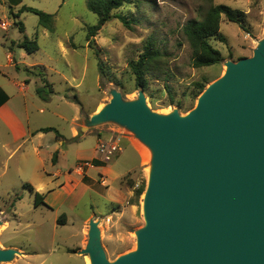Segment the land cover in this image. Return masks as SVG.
I'll return each instance as SVG.
<instances>
[{
	"label": "rangeland",
	"instance_id": "1",
	"mask_svg": "<svg viewBox=\"0 0 264 264\" xmlns=\"http://www.w3.org/2000/svg\"><path fill=\"white\" fill-rule=\"evenodd\" d=\"M218 4L245 11L247 30L223 16L220 29L225 40L212 39L213 46L221 51L224 61H237L242 57L252 56L258 41L264 37V0H131L113 11L112 19L90 41L87 39L88 28L97 24L98 16L89 11L87 0H23L25 6L54 15L52 31L42 27L39 16L33 12L23 11L19 16L14 18L13 15L7 19L11 23L9 41L23 40L25 36L38 40L40 48L35 53H29L27 62L38 61L43 66L36 67L39 74L22 71L24 76L34 77L31 83H27H30L33 90L36 88V81L39 85L42 77L53 83L54 92H45L44 95H48L46 98L40 95L30 98L31 120H37L33 125L51 124L61 133L69 135V120H61L53 113L57 111L68 118L72 116L74 110L64 98L65 94L83 107V115L87 117L90 115L85 114L86 112H92L110 100L112 89L120 91L126 100L135 99L139 89L129 64L139 58L145 41L150 37L163 50L165 57L160 68L148 74L149 88L144 90L148 103L158 113L167 114L178 109L186 114L197 103L194 83L206 80L209 85L224 73L226 67L222 63L193 68L192 48L183 33V26L191 19L201 18L211 5ZM116 15L126 17L130 26H126ZM20 22L25 27L24 32L19 29L17 23ZM44 85L43 83L41 86ZM40 108H44V111L40 112ZM0 129H3L1 123ZM90 129L101 130L106 135L114 134L118 129L122 131L114 123ZM48 135L45 142L52 137V147L58 144L61 148L59 160L63 171L75 166L77 144L91 149L97 138L96 133L90 132L84 138L61 146L56 143L55 131ZM128 136L143 156V171L140 172L139 183L141 185L145 182L146 188L151 154L150 159H145V150L148 154L150 151L135 136ZM6 140L7 135L1 131L0 193L7 194V190L10 193L0 199V207L4 210L0 211L3 221L0 225V248L15 244L28 252V255L17 258L15 262L0 264H82V257L69 250L79 251L77 248L81 244L86 245L89 221L84 220L93 210L92 205L105 216L112 210L111 203L86 191L78 200L71 198L57 209H49L43 205L39 209L33 208L34 197L31 196L29 187L23 185L22 172L15 169L21 161L20 154L9 157V153L2 147V142ZM42 156L47 163H51L46 153L43 152ZM50 179L54 181V186L64 181L63 177ZM80 189L81 187L78 190ZM143 194L144 192L141 198ZM139 205L140 210L132 217L127 214L118 219L119 215L115 211L109 222L99 218L102 220V243L110 260L135 249V231L145 223L143 203ZM63 213L67 214L68 223H58V218ZM6 220L11 221L10 225L5 223Z\"/></svg>",
	"mask_w": 264,
	"mask_h": 264
},
{
	"label": "water",
	"instance_id": "2",
	"mask_svg": "<svg viewBox=\"0 0 264 264\" xmlns=\"http://www.w3.org/2000/svg\"><path fill=\"white\" fill-rule=\"evenodd\" d=\"M223 63L186 114L156 112L140 88L83 117L82 130L114 123L151 154L135 249L110 260L93 217L77 251L90 264H264V37ZM20 254L0 248V263Z\"/></svg>",
	"mask_w": 264,
	"mask_h": 264
},
{
	"label": "crops",
	"instance_id": "3",
	"mask_svg": "<svg viewBox=\"0 0 264 264\" xmlns=\"http://www.w3.org/2000/svg\"><path fill=\"white\" fill-rule=\"evenodd\" d=\"M22 6H24L23 0H0V123L3 126V129H0V133L4 131L7 135V140L2 142V147L9 153V157L13 154H20L21 161L15 169L19 173L22 172L24 177H22V180H26V182L22 181L23 185H31L33 187V190L29 191L31 196L34 197L33 208L39 209L43 205L49 209H57L71 198L75 201L78 200L87 191L92 196L99 195L108 200V203H111L112 210L108 211V214L104 216L97 212L95 206L92 205L93 210L84 221H89L93 217L95 219L103 218L104 221L107 218L111 220L115 211L119 215L118 219L125 217L127 214L130 217L137 215L140 210L139 204L142 203L143 198L140 196L138 201L136 200L134 188L130 186V183L134 182L136 184L140 181V172L143 171V156L128 134L122 135L118 132H113L114 134L106 135L101 130L94 131L92 129L84 132L82 130L83 117L85 116L83 115V107L76 101H72L67 94L64 95V98L73 107L72 116L68 118L60 112L53 111V113L61 120H69V135L66 136L63 132L61 133L57 127L51 124L33 125V123H37V120L34 119L33 122L31 120L30 98L39 95L37 88L43 83L45 84V81L52 85L53 83L42 77V79H39V81L41 80L39 85L36 81V88L33 90L30 87V83L34 77L22 74V71L39 74L36 72V67L43 66L38 61L27 62L30 54L24 48L18 46V43L22 40L9 41L8 39L11 23L7 19H9V16H13L14 13H20ZM13 17L15 18V16ZM1 22H5L6 26H2ZM27 81H30V83H27ZM67 84L69 85L68 82ZM39 110L43 112L44 108ZM94 111H88L85 114L91 115ZM45 127H54L58 130L59 134L56 136V143H60L61 146L66 142L84 138L90 132L96 133V143L91 149L77 144L78 147L75 151L77 162L75 166L69 168L68 171H63L59 160L61 148L58 144L52 147L50 144L52 137H49V140L45 142L47 136H49L48 133L53 131H38ZM111 130L113 131L114 129ZM111 137H118L123 150L113 160L107 162L99 155L97 144L100 139ZM29 142H31L30 145ZM45 149L47 150L45 151ZM43 152L51 159V163L46 162L45 157L42 156ZM55 155L56 160L54 161L53 157ZM86 161L89 162V165L79 171L77 169L79 164L77 163ZM51 177L54 179L63 177L64 181L54 186V181L50 179ZM80 187L81 189L78 190ZM9 193V190H7V194L0 193V199L5 198ZM36 193L43 196L45 204L35 206ZM131 199H134V201L131 202ZM0 211H4L3 208L0 207ZM63 214L67 217L66 213ZM67 219L66 223H68ZM5 223L10 225L11 221L6 220ZM9 247L22 252L15 258L14 262L17 258L28 255V252H24L22 248L15 244L4 248ZM84 247L85 245L81 244L77 249ZM74 253L82 257V264H88L86 260L88 256L81 255L77 251Z\"/></svg>",
	"mask_w": 264,
	"mask_h": 264
},
{
	"label": "trees",
	"instance_id": "4",
	"mask_svg": "<svg viewBox=\"0 0 264 264\" xmlns=\"http://www.w3.org/2000/svg\"><path fill=\"white\" fill-rule=\"evenodd\" d=\"M130 1L131 0H87V8L89 11L98 16L97 24L89 26L88 28L87 39L90 41L91 38L101 29V27L112 19L113 11L118 10L125 3ZM23 11L37 14L40 18L39 24L50 31L53 30V14L25 5L22 6L19 12ZM14 16H19V13H14ZM223 16H225L228 21L237 23L243 30H247V13L241 9L233 8L224 4L211 5L201 18L191 19L183 26V33L188 39L192 48L191 66L193 68L210 67L213 65L222 64L224 62V57L221 51L215 48L211 42L212 39H218L220 41L225 40V36L222 34L220 29ZM116 17L119 18L126 26H130V22L126 19V17L121 15H116ZM17 24H19V29L21 32H24L25 27L23 23L20 22ZM18 46L24 48L30 54L37 52L40 48L37 38L30 39L28 36H25L23 40L18 43ZM164 57L165 55L163 50L158 47L156 41L152 37L148 38L145 41L144 50L140 54L139 58L137 60L131 61L129 64L130 69L135 77L137 89L142 88L145 91L148 90V74H150L153 70L160 68V63H163ZM207 84L208 82L206 80H200L194 83L196 88V97H198L204 91ZM167 88L169 89L168 86ZM45 92L47 94L53 93L52 84L48 83L47 81H45L44 86L37 88V93L43 98L48 96L44 95ZM38 131H55L57 135L59 134L58 130L54 127H45L39 129ZM53 160H56V155L53 157ZM26 186H28L30 190H33L31 185ZM130 186L134 188V197L137 200L144 192L145 182L138 188H135L134 182L130 183ZM16 198L18 199L19 196ZM133 201L134 199H131V202ZM40 204H45L43 201V196L39 193H36L35 206H39ZM66 219V215L62 214L58 218V223L65 224ZM69 252L75 251L69 250Z\"/></svg>",
	"mask_w": 264,
	"mask_h": 264
},
{
	"label": "built area",
	"instance_id": "5",
	"mask_svg": "<svg viewBox=\"0 0 264 264\" xmlns=\"http://www.w3.org/2000/svg\"><path fill=\"white\" fill-rule=\"evenodd\" d=\"M2 26H6L5 22H1ZM116 132H119L120 134H127L124 130H116ZM97 150L99 155L102 157L104 161H111L113 160L122 150L123 147L121 145L120 140L118 137H111V138H106V139H100L97 144ZM89 162H83L80 163L77 167L79 171H82L85 166H88ZM140 187V183L135 184V188ZM107 222L110 221V218L106 219Z\"/></svg>",
	"mask_w": 264,
	"mask_h": 264
},
{
	"label": "bare ground",
	"instance_id": "6",
	"mask_svg": "<svg viewBox=\"0 0 264 264\" xmlns=\"http://www.w3.org/2000/svg\"><path fill=\"white\" fill-rule=\"evenodd\" d=\"M102 107H103V105L98 107L96 111L101 110ZM145 159H147V160L150 159V153L148 154V152H146V150H145ZM148 170H150V168ZM86 260H87V263L90 264V259L88 257H86Z\"/></svg>",
	"mask_w": 264,
	"mask_h": 264
}]
</instances>
